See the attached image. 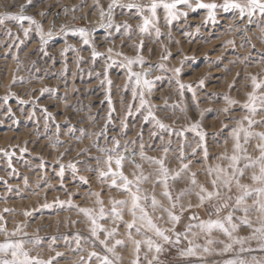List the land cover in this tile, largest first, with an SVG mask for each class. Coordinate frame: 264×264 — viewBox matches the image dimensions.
Instances as JSON below:
<instances>
[{
    "label": "rangeland",
    "instance_id": "1",
    "mask_svg": "<svg viewBox=\"0 0 264 264\" xmlns=\"http://www.w3.org/2000/svg\"><path fill=\"white\" fill-rule=\"evenodd\" d=\"M166 3L0 0V245L19 261L264 264V12Z\"/></svg>",
    "mask_w": 264,
    "mask_h": 264
},
{
    "label": "snow or ice",
    "instance_id": "2",
    "mask_svg": "<svg viewBox=\"0 0 264 264\" xmlns=\"http://www.w3.org/2000/svg\"><path fill=\"white\" fill-rule=\"evenodd\" d=\"M250 2H251V5L253 7H259L260 11L261 12H264V4H261L259 2V0H250ZM177 3H187V0H174V3H171V4H167L166 3V4L163 5V7L165 9H168L169 10V15H172L171 10L176 7V4ZM235 6L236 7H239V5H235ZM151 7H152L153 16H155L157 4L156 3H153ZM199 7L200 8H214L215 5L200 4ZM22 19H31V18H29V17H23ZM33 23H35V21H33ZM148 23L149 22L147 20H145V25H147ZM48 35L51 36L52 34L51 33H48ZM144 83H145V85H148L149 84V81L145 80ZM257 87H259V85H257ZM253 111H255V109H253ZM249 123H251V121ZM240 131H244V133H245V140H246L247 137L250 135V133H248L247 130H245V129H241ZM236 135H237V140H239V133H237ZM259 135L261 136V139H264V134H259ZM239 147H240V145H239V143H237V148H239ZM260 149H261V153H262L260 160L261 161H264V145H261L260 146ZM122 159L123 158H120V159H117L116 160L117 166H120L121 165V160ZM237 159L238 158L236 156H233L232 157V160L233 161H236ZM253 178L254 179H257V180L264 181V163L261 164V167H260V175L259 176H254ZM124 180H125V188L127 189V186H128V184H130V182L127 181L126 178H124ZM114 183H115V181H114ZM164 195H168V193L165 192ZM211 195H212V193H209L208 194L209 197H211ZM139 199H140L139 197L133 196V210H135L136 208L139 207V204L137 203V201ZM201 199H204V197H201ZM242 199H243V197H241V200ZM239 202L240 201H237V203H239ZM155 204H156V201L153 200V205H155ZM261 208H262V210H264V205H262ZM140 211L143 212L144 210L141 208ZM117 215H119V214H117ZM141 219H144V217L142 216ZM172 219L173 220H176L177 217L173 216ZM228 220H229V222H231V217H229ZM149 223H151V222L149 221ZM129 227H131V225H129ZM201 228L204 231H211L213 228H221L223 231L228 232V229L225 228L223 224H220L218 222H212V223H208L207 225H202ZM232 228L234 230L235 229V225H232ZM258 231H261V230H258ZM157 234L163 236V239L164 240H168V237L167 236H164L163 233L160 232L159 230H157ZM117 243H120V242L118 241ZM21 247L22 246L19 245V244H5V245H0V251H3L5 253H7L8 249H13V251L11 252V255H12L13 259H11V260H8V259L0 260V264H28V259H27V254L26 253L23 254L25 256V260L24 261H19V259H18V253H19ZM156 250L159 252L160 251V248L157 247Z\"/></svg>",
    "mask_w": 264,
    "mask_h": 264
}]
</instances>
